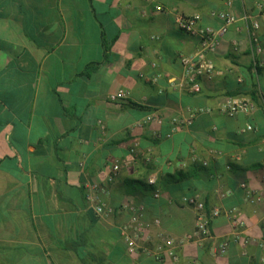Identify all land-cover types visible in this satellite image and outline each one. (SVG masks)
Listing matches in <instances>:
<instances>
[{"label":"crops","instance_id":"0c3cea01","mask_svg":"<svg viewBox=\"0 0 264 264\" xmlns=\"http://www.w3.org/2000/svg\"><path fill=\"white\" fill-rule=\"evenodd\" d=\"M255 2L234 1L238 19L209 55L222 74L190 94L168 82L181 79L179 56L197 48L176 15L199 14L200 25L218 28L210 13L224 0H0V264H174L130 253L119 232L130 211L96 216L87 181L105 187L102 202L128 203L145 221L158 220L152 237L190 233L196 212L180 199L199 195L208 214L220 213L210 238L180 247V262L264 264L257 246L264 203L249 205L239 186L264 193V8ZM246 13L260 24L256 74ZM120 90L129 99L109 101ZM228 96L249 97L255 107L229 117L219 109ZM201 107L211 111L164 138L172 116ZM150 111L163 123L135 127ZM134 141L137 157L129 152ZM115 161L119 172L107 183ZM232 207L242 226L226 215ZM238 232L253 241L218 254V243Z\"/></svg>","mask_w":264,"mask_h":264},{"label":"built area","instance_id":"2783aa9c","mask_svg":"<svg viewBox=\"0 0 264 264\" xmlns=\"http://www.w3.org/2000/svg\"><path fill=\"white\" fill-rule=\"evenodd\" d=\"M235 0H224L225 8L221 10L211 11V15L219 19L222 24L218 28H214L210 25H200V15H182L177 14L175 18V23L177 27L195 37L197 39V48L191 54H182L179 56V62L181 65V79L176 80L173 78H168V82L171 87H177L186 90L190 94L200 92V80L203 78H211L216 75H221L222 71L215 68L213 61L210 59V54L214 53L219 45L220 39L226 34L228 26L235 23L238 19L231 11V7ZM255 6L259 11L264 8V0H256ZM161 6H156V10H161ZM241 19L248 22V38L249 43L253 50L252 58V69L253 73L257 72L258 62L255 55L260 54L262 48L259 44L257 37V30L259 29V21L249 14H244ZM154 65V63H153ZM129 99V93L123 90L111 93L109 95V101L113 103H120ZM264 103V97H263ZM255 107L254 102L245 96H228L220 103V111L225 113L229 117H234L239 113H249ZM210 108L201 107L193 109L186 115H174L170 118V129L164 135V138H169L172 134L181 128H187L191 125L192 120L195 115L201 113H209ZM157 124L161 125L163 123V118L156 111H150L145 114V116L136 121L135 127H142L147 124ZM252 127L248 125L246 129H251ZM157 138H162V135L155 133ZM130 154L135 157L139 154V145L137 141L129 147ZM196 157L193 156L192 160ZM203 166L206 165V161H201ZM120 166L117 161L111 164L110 171L107 176V183H111L117 176ZM264 180V174L262 175ZM146 182L149 185L155 184V178L153 176L149 177ZM240 188L244 191L243 199L251 206L264 203V193L255 192L247 186L245 182H240ZM85 197L89 203L90 208L96 216L109 217L113 216L117 211L128 210L130 211V216L126 221L120 224L119 232L120 236L126 244L127 250L130 253L142 250L147 254L151 255L155 261L162 262L165 259H170L174 264H200L197 261H191L188 263L180 262L179 259V249L180 247L188 243L201 244L203 240L211 237L210 233V221L212 217L218 216L220 211L218 209L212 210L210 214L207 213L204 201L199 197V195H184L180 199V203L183 206H191L195 209V219L193 230L178 238H172L165 236L162 232H158L154 237L149 234L148 230L152 225H158L159 221L154 220L153 222H147L143 219L141 208L133 207L128 203H121L117 206L109 205L102 202L100 198V193L105 191V187L94 182H85ZM228 191L225 194H227ZM154 197L159 196V192L156 189L154 191ZM223 195V196H224ZM226 215L236 226H242L244 224L240 217L238 209L232 207L226 211ZM264 229V222H263ZM252 240V238L241 232L231 234L224 237L217 246L216 252L218 254H224L231 242L240 243L243 246H247ZM149 243H153V247L148 246ZM257 246L261 251V259L264 262V237L257 241Z\"/></svg>","mask_w":264,"mask_h":264},{"label":"trees","instance_id":"16d2710c","mask_svg":"<svg viewBox=\"0 0 264 264\" xmlns=\"http://www.w3.org/2000/svg\"><path fill=\"white\" fill-rule=\"evenodd\" d=\"M176 176L181 178V177L185 176V174L183 172L179 171L176 173Z\"/></svg>","mask_w":264,"mask_h":264}]
</instances>
